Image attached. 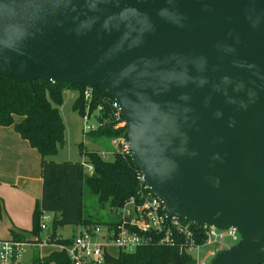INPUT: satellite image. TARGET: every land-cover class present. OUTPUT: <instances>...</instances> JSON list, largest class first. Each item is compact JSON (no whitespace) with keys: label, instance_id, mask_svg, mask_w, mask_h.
Returning a JSON list of instances; mask_svg holds the SVG:
<instances>
[{"label":"water","instance_id":"1","mask_svg":"<svg viewBox=\"0 0 264 264\" xmlns=\"http://www.w3.org/2000/svg\"><path fill=\"white\" fill-rule=\"evenodd\" d=\"M0 74L103 88L167 219L264 263V0H0Z\"/></svg>","mask_w":264,"mask_h":264},{"label":"trees","instance_id":"2","mask_svg":"<svg viewBox=\"0 0 264 264\" xmlns=\"http://www.w3.org/2000/svg\"><path fill=\"white\" fill-rule=\"evenodd\" d=\"M77 87L79 95L74 108L81 115L88 109L95 115L96 128L83 135L97 149H87L83 143L77 144L83 160L91 165L88 173L80 161L51 160L59 146L64 143V124L59 106L64 88ZM84 85L52 83L42 80L14 82L0 74V126H12L14 131L40 157L41 192L32 210L30 234L38 240L39 216L42 211L50 212L53 221L50 237L59 235L65 226L76 225L89 228L92 225L112 224L113 211L124 201L143 188L139 180V169L133 158L119 152H112L109 159H102L99 151H111L110 141L126 135L125 128L113 129L115 123L111 108L112 98L97 86L91 87L89 101L83 99ZM100 107V109H97ZM18 117L19 120L15 121ZM88 200V201H87ZM183 223H186L183 220ZM18 239H24L22 233L12 231ZM151 235V234H150ZM159 233L152 241L137 247L131 252L118 251L107 255V264H192V257L183 250L184 237L171 229L168 243H160ZM62 242L68 239L61 240ZM70 264L63 251L54 250L40 258L33 257V264ZM264 264V263H262Z\"/></svg>","mask_w":264,"mask_h":264},{"label":"built area","instance_id":"3","mask_svg":"<svg viewBox=\"0 0 264 264\" xmlns=\"http://www.w3.org/2000/svg\"><path fill=\"white\" fill-rule=\"evenodd\" d=\"M91 92L90 86L83 88L82 95L85 101H89ZM111 108L115 120L113 129L125 128L118 105L113 99ZM90 113L87 109L82 115L86 129L83 135L96 128V123L88 122ZM110 145L111 151L98 152L102 159H109L113 151L133 158L126 135L113 138ZM80 163L86 172L91 173V165L83 158ZM139 180L140 182L142 180L140 172ZM113 213L115 220L112 224H96L89 228L80 227L76 234L63 236L59 233V235L50 237L53 215L42 211L39 216V237L37 241L34 238L33 242L44 245L52 244L65 253L70 264H107L105 257L113 255L109 250L110 247L118 251L131 252L152 241V236L157 233L161 235L160 243H168L171 229H175L184 237L183 250L192 257V264H211L219 252L228 249L240 239L236 229L232 227L218 228L196 225L187 221L183 223L184 219L177 215H170L167 219L163 203L144 186L127 198ZM64 239L68 241L62 242L61 240ZM28 244L27 239L15 237L0 239V264H20L23 248Z\"/></svg>","mask_w":264,"mask_h":264},{"label":"crops","instance_id":"4","mask_svg":"<svg viewBox=\"0 0 264 264\" xmlns=\"http://www.w3.org/2000/svg\"><path fill=\"white\" fill-rule=\"evenodd\" d=\"M18 120L16 117L15 121ZM40 192L39 154L12 126H0V239L13 237L12 231L22 233L29 240L26 246L32 250L27 258L30 264L34 255L40 258L48 255L49 247L58 250L52 244H36L25 230L29 225L31 229L32 210Z\"/></svg>","mask_w":264,"mask_h":264},{"label":"rangeland","instance_id":"5","mask_svg":"<svg viewBox=\"0 0 264 264\" xmlns=\"http://www.w3.org/2000/svg\"><path fill=\"white\" fill-rule=\"evenodd\" d=\"M79 95V89L77 87H71V88H64L61 93V103L59 106L60 116L64 124V143L62 146H59L56 150V152L49 157L51 160L56 162L61 161H81L82 157L79 153L77 144L82 142L84 147L87 149H97L99 148L97 146H94L90 143L88 138L83 137V133L86 130L85 124L82 119L81 113L78 112L76 108H74V103ZM97 113V110L94 109L90 116L88 117V122L90 123H96L95 115ZM111 158V156H109ZM88 201V200H87ZM26 233L28 237H30V225L27 227ZM80 230L79 226L76 225H69L65 226L60 230V233L63 236H68L73 234H76ZM11 238V235L7 236L4 239ZM52 247H49L48 253L54 250H50ZM110 252L112 254L117 253V249L114 247L109 248ZM32 250L29 248V246H25L23 248V253L21 254V260L22 262L20 264H30V262L27 260L29 255L31 254ZM29 259V258H28ZM53 264V263H51Z\"/></svg>","mask_w":264,"mask_h":264}]
</instances>
